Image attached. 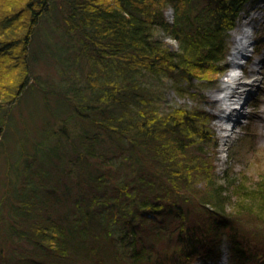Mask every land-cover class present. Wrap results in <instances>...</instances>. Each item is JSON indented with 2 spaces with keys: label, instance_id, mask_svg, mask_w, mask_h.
<instances>
[{
  "label": "trees",
  "instance_id": "obj_1",
  "mask_svg": "<svg viewBox=\"0 0 264 264\" xmlns=\"http://www.w3.org/2000/svg\"><path fill=\"white\" fill-rule=\"evenodd\" d=\"M254 1L0 0V264H264V175L219 180L200 106Z\"/></svg>",
  "mask_w": 264,
  "mask_h": 264
},
{
  "label": "rangeland",
  "instance_id": "obj_2",
  "mask_svg": "<svg viewBox=\"0 0 264 264\" xmlns=\"http://www.w3.org/2000/svg\"><path fill=\"white\" fill-rule=\"evenodd\" d=\"M166 13L168 18L173 17L172 8H167ZM252 14H254L252 21L255 25L250 37L254 43L249 45L248 49L255 48L256 52H254L253 56H248L249 59L245 65L243 64L236 69L237 77L239 78L237 81H249L252 83L249 86L251 92L242 108L245 116L241 117L240 124L234 129L231 136L224 137L225 132L221 129L223 121L217 118V114L220 111V103L210 96V93L219 89L221 84L218 88L201 92L205 95V99L200 104L210 115V122L207 123V126L212 139L208 148L214 156V164L219 180L224 181V178L229 175L245 178L248 184L258 182L261 176L264 175V102L261 104L259 99L261 97L264 98V0H255L248 4L242 12L237 27L241 24L244 17L247 18V16ZM237 27L231 31V40L233 42L231 53L235 45L234 30ZM46 30L47 32L44 34L45 40L47 43L53 44L50 31ZM165 40L170 47L177 46L173 38L166 36ZM231 53L228 60L229 66L231 65ZM246 53L250 54L251 51L247 50ZM244 60L245 58H243ZM41 63V68H39L44 73L47 69ZM256 78H259V80L254 81ZM162 81L158 82L152 78L148 79L149 85L155 83L159 86L157 87L162 97V107L164 109L184 105L192 107L198 104L190 95L179 94L171 80L164 79ZM259 87L262 88L259 90ZM200 94H198V97ZM16 109L20 110L19 107ZM231 152L233 153L231 154ZM218 250V257L198 256L192 259V262H195L194 264H220L222 262V264H232L226 235L222 236Z\"/></svg>",
  "mask_w": 264,
  "mask_h": 264
},
{
  "label": "bare ground",
  "instance_id": "obj_3",
  "mask_svg": "<svg viewBox=\"0 0 264 264\" xmlns=\"http://www.w3.org/2000/svg\"><path fill=\"white\" fill-rule=\"evenodd\" d=\"M253 17L254 14H252L251 16H247V18L244 17L241 24L237 27L236 30H234L235 45L230 56L231 67L221 79L220 88L210 93V96H212L216 100L220 99L222 94H225L228 96L229 101H234L232 103L233 105L236 104L238 106L249 96V93L251 92L249 86L252 83H250L249 81H237V79L239 78L237 77L236 69L238 67V60L246 55L248 46L252 44L250 34L253 31L255 25V23L252 21ZM257 80H259V78L254 79V81ZM261 88L259 87V90ZM259 99L262 104L264 102V98L261 97ZM221 129H225L222 124Z\"/></svg>",
  "mask_w": 264,
  "mask_h": 264
}]
</instances>
